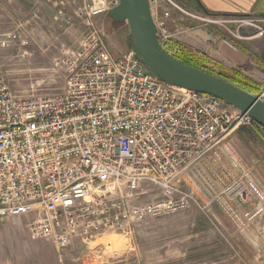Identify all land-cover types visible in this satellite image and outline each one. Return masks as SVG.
I'll return each instance as SVG.
<instances>
[{"label":"built area","instance_id":"1","mask_svg":"<svg viewBox=\"0 0 264 264\" xmlns=\"http://www.w3.org/2000/svg\"><path fill=\"white\" fill-rule=\"evenodd\" d=\"M67 1L79 5L86 30L62 51L64 91L20 96L0 73V221L31 218V236L62 252L106 233L129 237L192 204L264 203L229 140L239 125L258 124L212 96L147 77L132 52L115 59L93 19L120 0ZM62 11L53 21L67 24ZM7 37L1 48L15 39ZM159 41L174 59L179 51Z\"/></svg>","mask_w":264,"mask_h":264},{"label":"rangeland","instance_id":"2","mask_svg":"<svg viewBox=\"0 0 264 264\" xmlns=\"http://www.w3.org/2000/svg\"><path fill=\"white\" fill-rule=\"evenodd\" d=\"M32 1L0 0V42L15 36L0 47V73L14 94L51 97L65 87L62 51L75 49L86 29L74 15L77 4ZM170 1L173 5L158 0L152 9L160 39L202 58L204 70L251 86L253 95L263 100L264 15L256 11L257 0H249L246 14L212 13L192 0ZM60 10L67 24L53 21ZM93 25L115 59L129 51L127 24L114 22L105 13L94 17ZM229 140L264 187V128L239 125ZM144 198L150 202L156 192ZM30 220L0 221V264H264V203L255 199L228 206L192 204L136 225L129 237L106 233L87 243L74 241L62 252L50 241L32 237L25 228Z\"/></svg>","mask_w":264,"mask_h":264},{"label":"water","instance_id":"3","mask_svg":"<svg viewBox=\"0 0 264 264\" xmlns=\"http://www.w3.org/2000/svg\"><path fill=\"white\" fill-rule=\"evenodd\" d=\"M112 21L129 27V51L144 64L147 77L185 91L212 96L264 128V99L220 78L178 63L167 55L157 34L149 0H120L107 12Z\"/></svg>","mask_w":264,"mask_h":264},{"label":"crops","instance_id":"4","mask_svg":"<svg viewBox=\"0 0 264 264\" xmlns=\"http://www.w3.org/2000/svg\"><path fill=\"white\" fill-rule=\"evenodd\" d=\"M30 1V0H29ZM36 0H33L31 3L34 4ZM201 6L209 12L212 13H226L233 12L238 13L241 12L243 14L249 13V0H198ZM224 1V2H223ZM235 2V3H234ZM35 5V4H34ZM256 11L259 14L264 15V0H257V8Z\"/></svg>","mask_w":264,"mask_h":264},{"label":"trees","instance_id":"5","mask_svg":"<svg viewBox=\"0 0 264 264\" xmlns=\"http://www.w3.org/2000/svg\"><path fill=\"white\" fill-rule=\"evenodd\" d=\"M196 3V5L199 7V9H202L204 11H206L205 9H203V7H201V4L198 0H192ZM192 53H188L186 54L185 51L183 50H180L174 57V59H176L178 61V63H181L187 67H190L192 69H195V70H199V71H203V72H206L207 70H204L203 68H201L200 66V61H203L202 58H195L193 56H191ZM206 73H208L209 75H213L217 78H220L221 80H224L250 94H255V90L253 88H251V86L249 85H246V84H242L241 82L239 81H236L235 79L233 78H227L223 75H219V74H215L213 72H210V71H207Z\"/></svg>","mask_w":264,"mask_h":264},{"label":"snow or ice","instance_id":"6","mask_svg":"<svg viewBox=\"0 0 264 264\" xmlns=\"http://www.w3.org/2000/svg\"><path fill=\"white\" fill-rule=\"evenodd\" d=\"M69 203H70V201H69Z\"/></svg>","mask_w":264,"mask_h":264},{"label":"bare ground","instance_id":"7","mask_svg":"<svg viewBox=\"0 0 264 264\" xmlns=\"http://www.w3.org/2000/svg\"><path fill=\"white\" fill-rule=\"evenodd\" d=\"M118 250V249H117Z\"/></svg>","mask_w":264,"mask_h":264}]
</instances>
